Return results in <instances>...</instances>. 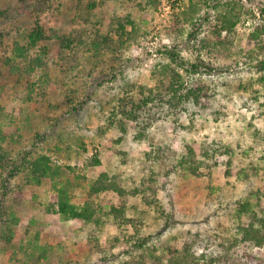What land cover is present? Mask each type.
Wrapping results in <instances>:
<instances>
[{
	"label": "rangeland",
	"instance_id": "1",
	"mask_svg": "<svg viewBox=\"0 0 264 264\" xmlns=\"http://www.w3.org/2000/svg\"><path fill=\"white\" fill-rule=\"evenodd\" d=\"M20 1L23 2L0 0V11L7 14L0 21V34L7 33L11 42L17 40L23 44L39 22L47 31L45 44L51 51L48 60L53 63L50 77L56 84L49 90L51 93L48 91L53 107L48 111L50 121L39 119V112L34 110L27 122L24 119L17 122L19 131L5 128L8 136H0V148L6 157L16 160L24 151L33 150L34 139L40 134L45 139L34 150V157L43 154L49 156L55 166L74 169L81 183L74 193L77 201L84 198L101 174L122 185L128 192L122 201L129 208L136 207L143 221L139 242L147 248H155L161 255L170 245L198 237L200 243L195 251L197 257L204 259L202 264H210L212 259L223 256L232 240L238 238V205L256 192H260L264 204V69L257 68L259 62L264 64V32L259 37L258 47L249 39L257 28L264 30L260 13L264 0H218L217 10L203 6L197 20L209 13V21L199 27L195 43L187 41L192 32L189 26L184 27L181 34L172 32L178 12L172 5L175 0H158L155 8L145 9L142 13L145 21L136 12V3L130 0H96V18L88 16L93 0H44V4L37 0ZM183 2L186 4V0ZM228 5L235 13L244 11L242 22L232 34L233 45L226 44L228 51L225 48L208 50L207 44L213 47L218 16L229 11ZM128 16L138 18L139 35L116 53L81 45L78 65L72 69L76 78L71 80L69 58L65 57L68 54L60 48L61 37L71 39L83 35L88 44L96 30H102V36H106L111 21H122ZM227 37V32H223L220 39ZM174 48L191 63L200 59L214 66L211 73L202 72L193 77L194 81L206 85L212 109L202 113L189 106L177 117L175 113L160 112L161 117L150 128L149 137L139 140L136 126L118 115L119 99L138 97L136 91L140 87L155 88L158 79L154 75L170 63L166 51ZM251 51L254 54L249 56ZM70 113L72 115H68ZM158 145H162L166 153L164 159H167L162 174L159 172L162 166L158 167L160 207L146 209L141 205L142 197L129 192L140 187L143 178L148 179L141 161L146 152ZM59 148H62L61 153ZM189 148L202 163L200 175L194 177L180 170L168 172L172 165H179ZM66 153H70L69 158L65 157ZM95 160L100 165L95 166ZM252 166L259 176L240 175L242 170ZM6 173L5 168L0 170V264H23L22 249L29 246L30 238H26L23 229L16 228L15 224L7 227L13 219L28 223L39 218L40 244L61 242L59 255L44 264H122L145 253L144 249L126 243L115 249L108 248L105 254L91 253L85 241L94 227L68 237L74 229L70 221L60 223V232L51 241L40 206L46 207L55 194L52 181L43 179L41 187L36 188L25 184L26 176L21 174L12 181L5 198L1 185ZM100 199L102 206L116 201L113 193H103ZM8 212L14 215L11 217ZM118 234L117 227L110 224L100 240L104 242ZM1 238L8 240L3 242ZM230 250L227 262L212 264H264V246L239 242ZM27 251H31L30 248Z\"/></svg>",
	"mask_w": 264,
	"mask_h": 264
},
{
	"label": "trees",
	"instance_id": "2",
	"mask_svg": "<svg viewBox=\"0 0 264 264\" xmlns=\"http://www.w3.org/2000/svg\"><path fill=\"white\" fill-rule=\"evenodd\" d=\"M37 1L44 4V0ZM183 1L175 0L172 3L174 9L178 10L175 13L172 32L181 34L182 29L189 26L192 32L189 34L187 41L195 43L198 40L199 27L209 21V13L202 20H197L201 8L206 6L217 10L219 8L218 0H186V4ZM22 2L19 0V3ZM130 2L136 3L134 4L137 8L136 12L142 21H145L143 20V11L148 8H155L159 3L158 0H130ZM228 7L230 8L228 12L218 16V27L214 29L213 33L215 38L213 47L207 44L208 50L219 48L217 51H221L227 47L226 44L228 46L233 45L232 34L235 33L237 26L242 22L244 11L241 9V13H235L234 8L229 5ZM97 8V1L93 0L88 10L90 18H96ZM260 13L264 19L263 5ZM6 16L5 12L0 11V21L4 20ZM137 19L128 16L122 21H111L109 33L106 36H102L103 31L100 29L96 30L93 38L89 40L91 42L88 44L84 40L83 35H78L71 39L61 37L60 48L61 51L68 54L65 57L69 58L68 66L71 72V80L76 78V73H72V69H75L78 65L77 58L81 45L83 47L89 46L91 49H105L116 53L126 48L127 43L139 35L136 26ZM99 24H102V22H99ZM91 25L97 28V25L92 23ZM223 32H227L228 37L221 41L220 36ZM263 32L264 30L257 28L249 38L257 47L259 37ZM46 39H48L47 31L42 28L39 22H36L35 28L25 37L23 44L17 40L11 42L7 33L0 34V136L2 135L3 138L8 136L5 131L7 126L10 131L13 129L19 131L17 122L22 119L27 122L30 118V112L34 110V112H39V119L50 121V112L48 111H51L53 107L50 106L49 95L52 91L49 90H52L53 83L56 84V81L50 77L51 64L53 63L48 60V55L51 51L49 46L45 44ZM225 51H228V49L225 48ZM253 54L254 51L249 52V56ZM166 57L170 63L162 66L158 74L154 75L158 79L155 88L140 87L136 91L138 97L133 95L130 97L126 96L120 98L118 102V115L124 121L133 123L136 126V138L139 140H146L149 137L150 128L161 117L160 112H164L166 115L175 113L177 117L181 116L189 106H193L202 113H208L212 109L210 104L211 96L208 94L206 85L201 81H194L193 77L202 72L211 73L215 70L212 69L214 66L206 64L200 59L191 63L185 60L176 48L167 50ZM257 68L263 71L264 64L259 62ZM65 78L67 79V77ZM63 84L65 85L64 82ZM23 88L25 92L22 91ZM70 93L68 91L67 95ZM69 97H66V99L68 100ZM68 115H72V113ZM17 117H21L20 120H17ZM11 125H14V128L10 127ZM10 138H13V134H11ZM18 138L22 139V136L18 135ZM44 139L45 137L38 134L31 146L33 150L24 151L19 154V158H16V160L8 159L0 148V170L4 168L7 170L1 187L3 190L2 195L6 198L10 193L12 181L21 174L26 176L25 184L36 188L41 187L43 179L52 181V189L55 194L51 196V200L46 207L40 206L42 214L46 217L45 222L49 228L47 233L51 241H53V236L60 232V223L62 221H70L74 229L68 237H74L73 233L77 234L90 226L94 227V230L88 234L85 241V246L91 253L105 254L108 248L115 249L125 243L133 248L145 250V253L122 264H202L201 260L204 259L197 257V252L195 251V246L200 243L198 237H191L187 241L182 242V244L170 245L166 247L161 255L157 254L158 252L155 248H147L146 244L139 242L141 227L144 225L138 216V209L136 207L129 208L122 201V198L128 192L123 189L120 183H116L108 175L101 174L90 186L84 198L77 201L74 193L76 188L81 186V183L80 178L74 175V169L55 166L51 158L43 154H37L34 157L36 155L34 150L37 149L38 144ZM162 148V145L154 146V148L144 154L141 163L143 168L146 169L148 179L145 180L143 178L141 186L129 192L130 195L141 196V205L145 206L146 209L160 207L158 200L160 190L157 186L159 172L162 174L167 167L165 163L167 159H164L166 153ZM59 151L61 153L62 148H59ZM69 154L66 153L65 157L69 158ZM98 165H100V162L95 160V166ZM154 165L157 169L153 167ZM201 165L202 163L198 162L194 150L189 148L188 154L181 160L179 165H172L168 172L180 170L183 173L197 177L200 175ZM158 167H161L159 172ZM68 171H71V173ZM251 174L259 176L258 170L254 166L248 170H242L240 173L246 178ZM103 193H113L116 198L115 203L102 206L99 203V199ZM0 211L2 212L1 205ZM236 213L238 238L232 240V243L228 245V249L224 248L223 256L212 259L210 264L227 262L230 256V249L239 242L248 243L256 247L264 246V204L262 203L260 192L253 193L243 203L239 204ZM8 214L11 217L14 215L13 212H8ZM130 214L131 216H129ZM2 215L4 216L5 214L3 213ZM12 224L17 225L16 228L18 229H23L26 238H30L29 246L25 245V247L30 248L31 251L26 252L27 248L22 249L25 254L24 261H22L23 264H44L59 255V249L62 247L60 241L57 245L50 242H46L44 245L40 244L42 233L38 227L39 224L41 225L39 218H34L33 222L28 223H21L18 219H13L6 225L8 227ZM110 224L117 227L119 234L103 242L100 240V236L106 226ZM131 230L134 231V234H131ZM1 240L5 242L8 239L1 238ZM102 259L101 261L104 262L105 260L103 261Z\"/></svg>",
	"mask_w": 264,
	"mask_h": 264
}]
</instances>
